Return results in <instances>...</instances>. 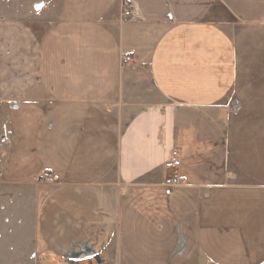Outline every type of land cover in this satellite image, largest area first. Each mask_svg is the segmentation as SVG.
<instances>
[{"label": "crops", "instance_id": "crops-1", "mask_svg": "<svg viewBox=\"0 0 264 264\" xmlns=\"http://www.w3.org/2000/svg\"><path fill=\"white\" fill-rule=\"evenodd\" d=\"M130 1L0 20V262L264 264V0Z\"/></svg>", "mask_w": 264, "mask_h": 264}, {"label": "rangeland", "instance_id": "rangeland-1", "mask_svg": "<svg viewBox=\"0 0 264 264\" xmlns=\"http://www.w3.org/2000/svg\"><path fill=\"white\" fill-rule=\"evenodd\" d=\"M50 2L54 3V0H0V20L52 17L54 15V10L50 8L52 4ZM15 249L22 248L18 247ZM9 255L7 258L3 257V262H0V264H42L41 261L45 260L40 257L41 261L39 263V259L36 257L35 253L29 258L24 254V249L18 250L17 254ZM118 264L122 263L119 261Z\"/></svg>", "mask_w": 264, "mask_h": 264}, {"label": "built area", "instance_id": "built-area-1", "mask_svg": "<svg viewBox=\"0 0 264 264\" xmlns=\"http://www.w3.org/2000/svg\"><path fill=\"white\" fill-rule=\"evenodd\" d=\"M119 21H133L136 19V14L134 7L130 0H121L120 2V11H119ZM122 64L130 66L134 63V58L132 55H124L121 57ZM1 163V157H0ZM38 180L43 183H51L54 181V176L52 173L48 171H42L39 176ZM164 184L170 187H179L182 185V182L178 177H167L164 180Z\"/></svg>", "mask_w": 264, "mask_h": 264}]
</instances>
